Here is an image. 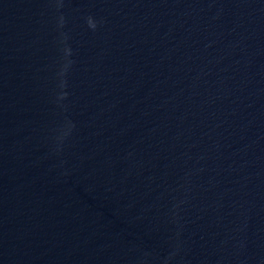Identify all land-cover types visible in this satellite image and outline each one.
<instances>
[{
  "label": "water",
  "instance_id": "water-1",
  "mask_svg": "<svg viewBox=\"0 0 264 264\" xmlns=\"http://www.w3.org/2000/svg\"><path fill=\"white\" fill-rule=\"evenodd\" d=\"M0 264H264V0H0Z\"/></svg>",
  "mask_w": 264,
  "mask_h": 264
}]
</instances>
